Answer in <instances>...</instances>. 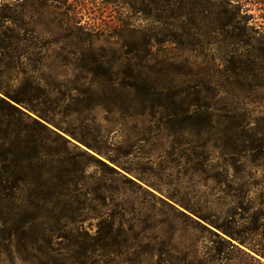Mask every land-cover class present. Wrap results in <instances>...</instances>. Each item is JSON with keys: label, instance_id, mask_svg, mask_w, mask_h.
<instances>
[{"label": "trees", "instance_id": "trees-1", "mask_svg": "<svg viewBox=\"0 0 264 264\" xmlns=\"http://www.w3.org/2000/svg\"><path fill=\"white\" fill-rule=\"evenodd\" d=\"M164 1L140 7L122 3L148 24L141 28L121 20L119 67L92 52L90 71L106 82L91 85L86 100H75L73 110L102 108L117 115L105 121L134 124L139 142H148L155 128L183 137L180 145L203 137L204 160L214 139L228 167L243 171L247 163H256L264 169V112L253 110L264 103V48L258 43L247 50L252 41L245 38L241 5L234 0ZM201 15L215 17L213 29L240 30L230 43L237 49L220 57L205 54L203 47L212 42L191 33L199 29ZM6 47L0 38V49ZM7 74L0 65V264H16L17 257L31 264H103L107 251L119 245L120 231L108 221L95 235L83 227L89 193L81 182L90 166L143 189L135 180L139 177L95 140L104 137L96 119L73 120L87 124L83 132L57 121L51 115L57 102L48 89L24 80L10 91ZM72 148L79 150L77 156ZM179 213L222 243L246 245L229 229L211 224L216 231Z\"/></svg>", "mask_w": 264, "mask_h": 264}, {"label": "rangeland", "instance_id": "rangeland-1", "mask_svg": "<svg viewBox=\"0 0 264 264\" xmlns=\"http://www.w3.org/2000/svg\"><path fill=\"white\" fill-rule=\"evenodd\" d=\"M234 1L241 5V15H246L244 34L252 41L247 50L253 51L258 43L264 48V0ZM123 2L150 5V0H0V38L7 45L0 49V65L8 72L10 91L24 80L48 89L57 102L51 115L78 131H85L87 124L80 126L73 120L96 119L104 137L95 140L141 179L135 178L143 189L90 166L81 182L89 193L83 227L91 235L102 221L114 222L119 229L115 240L119 245L107 251L103 264H264L263 168L256 163H247L243 171L228 167L214 139L207 145L204 160L200 156L203 137L192 136L180 145L183 137L155 128L148 142H139L134 124L105 121L117 115L102 108L73 110L75 100H86L91 85L106 82L90 71L92 52L119 67L123 60L121 20H131L141 28L148 24L139 14L124 9ZM197 21L199 29L191 33L212 42L203 47L205 54L220 57L237 49L230 43L241 35L240 30L213 29L214 16L201 15ZM114 81L119 83L120 78ZM253 110L255 115L264 112V103ZM52 148L60 149V145ZM70 151L74 156L79 153L76 148ZM242 187L245 192H240ZM180 211L214 230L211 224L229 229L246 245L222 243ZM16 264L31 263L17 257Z\"/></svg>", "mask_w": 264, "mask_h": 264}]
</instances>
